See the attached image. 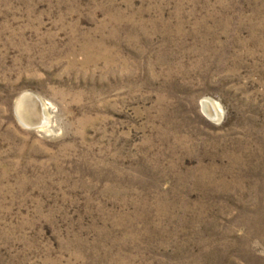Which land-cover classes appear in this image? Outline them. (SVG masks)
<instances>
[{"label":"rangeland","instance_id":"obj_1","mask_svg":"<svg viewBox=\"0 0 264 264\" xmlns=\"http://www.w3.org/2000/svg\"><path fill=\"white\" fill-rule=\"evenodd\" d=\"M0 264H264V0H0Z\"/></svg>","mask_w":264,"mask_h":264},{"label":"bare ground","instance_id":"obj_2","mask_svg":"<svg viewBox=\"0 0 264 264\" xmlns=\"http://www.w3.org/2000/svg\"><path fill=\"white\" fill-rule=\"evenodd\" d=\"M20 104L18 109L17 118L21 123L28 127L38 128L42 122V105L35 97L30 95H25L19 100ZM18 102V103H19ZM202 108L205 114L215 120L219 117V110L212 101L204 100L202 103ZM44 119V118H43Z\"/></svg>","mask_w":264,"mask_h":264},{"label":"water","instance_id":"obj_3","mask_svg":"<svg viewBox=\"0 0 264 264\" xmlns=\"http://www.w3.org/2000/svg\"><path fill=\"white\" fill-rule=\"evenodd\" d=\"M18 104H20V102ZM18 104H17L16 111H15L16 116H18V112H19L18 109L20 108Z\"/></svg>","mask_w":264,"mask_h":264}]
</instances>
